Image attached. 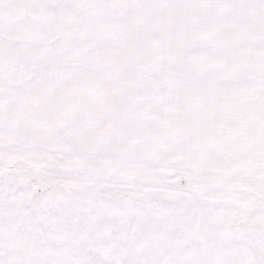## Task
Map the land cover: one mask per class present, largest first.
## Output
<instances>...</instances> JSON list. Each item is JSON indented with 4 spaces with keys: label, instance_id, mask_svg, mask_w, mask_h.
<instances>
[{
    "label": "snow or ice",
    "instance_id": "1",
    "mask_svg": "<svg viewBox=\"0 0 264 264\" xmlns=\"http://www.w3.org/2000/svg\"><path fill=\"white\" fill-rule=\"evenodd\" d=\"M0 264H264V0H0Z\"/></svg>",
    "mask_w": 264,
    "mask_h": 264
}]
</instances>
